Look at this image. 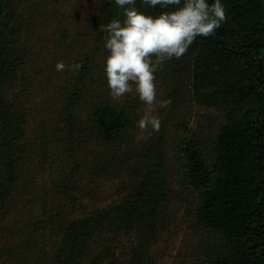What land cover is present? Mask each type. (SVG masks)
Listing matches in <instances>:
<instances>
[{
	"label": "rangeland",
	"instance_id": "obj_1",
	"mask_svg": "<svg viewBox=\"0 0 264 264\" xmlns=\"http://www.w3.org/2000/svg\"><path fill=\"white\" fill-rule=\"evenodd\" d=\"M99 2L29 0L25 7L17 6L16 22L25 27L32 49L25 80L16 90L27 112L23 142L29 157L22 166L25 176L18 183L15 206L0 222V264H9L33 236L52 248V234H42L39 221L48 223L58 200L66 202V216L82 218L121 203L137 178L155 182L166 195L157 235L141 241L136 232L109 234L93 251H109L117 264H209V250L218 240L195 223L197 198L184 186L182 148L195 143L207 159L213 157L225 103L214 89H200L190 73L181 77L166 61L155 83L157 100L170 99L171 104L157 106L161 129L145 139L151 130L137 127L145 111L138 95L129 93L119 100L110 96L104 71L109 53L105 39L95 31ZM61 60L82 68L78 73L57 72L55 65ZM102 101L132 118L131 133L119 147L103 148L86 139L90 110ZM71 118L74 127L69 125ZM5 169L0 165V171ZM35 248L40 253L36 243L30 250L33 256Z\"/></svg>",
	"mask_w": 264,
	"mask_h": 264
},
{
	"label": "trees",
	"instance_id": "obj_2",
	"mask_svg": "<svg viewBox=\"0 0 264 264\" xmlns=\"http://www.w3.org/2000/svg\"><path fill=\"white\" fill-rule=\"evenodd\" d=\"M28 1L0 0V165L6 168L0 171V222L15 206L18 183L25 176L22 166L29 157L23 142L27 112L16 91L25 80L32 52L25 27L16 22V9ZM221 2L226 22L213 36L197 37L182 58L168 61L178 75L190 73L200 89H214L225 103L213 157L207 159L198 144L183 146V182L196 194L195 223L218 240L207 254L209 264H264V0ZM135 7L158 16L175 6L153 8L135 0ZM123 12L115 0H100L98 37L106 36L100 26L113 19L123 21ZM73 119L68 120L72 127ZM131 129L129 112L102 101L90 110L84 133L87 140L110 149L119 147ZM165 203V193L146 178L134 179L121 203L82 218L66 216L67 204L58 200L48 223L39 221L44 226L41 233L52 234V248L33 236L17 257L8 258L9 264H117L113 254L95 253L99 247L93 251V246L109 234L136 232L141 241L154 238L162 226ZM36 243L40 253L35 248L33 256L30 250Z\"/></svg>",
	"mask_w": 264,
	"mask_h": 264
},
{
	"label": "clouds",
	"instance_id": "obj_3",
	"mask_svg": "<svg viewBox=\"0 0 264 264\" xmlns=\"http://www.w3.org/2000/svg\"><path fill=\"white\" fill-rule=\"evenodd\" d=\"M145 5L161 9L158 16L139 11L135 0H115L123 9L124 19H113L100 26L105 32V48L109 55L105 59V76L113 100L129 93L138 95L145 111L137 122L141 131L153 132L161 129L158 108H166L171 100H157L156 73L162 71L166 61L180 59L196 41L197 37L213 36L226 22V8L221 0L209 4L207 0H143ZM128 6V7H125ZM82 64L66 65L58 61L57 72L74 71Z\"/></svg>",
	"mask_w": 264,
	"mask_h": 264
}]
</instances>
